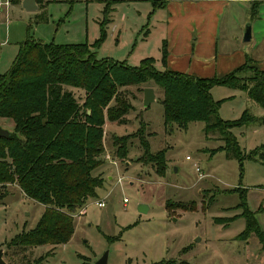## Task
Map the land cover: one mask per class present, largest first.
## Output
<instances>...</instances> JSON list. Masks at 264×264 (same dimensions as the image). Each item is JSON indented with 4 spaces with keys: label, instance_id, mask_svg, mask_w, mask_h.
I'll list each match as a JSON object with an SVG mask.
<instances>
[{
    "label": "rangeland",
    "instance_id": "obj_1",
    "mask_svg": "<svg viewBox=\"0 0 264 264\" xmlns=\"http://www.w3.org/2000/svg\"><path fill=\"white\" fill-rule=\"evenodd\" d=\"M22 1L12 0L8 18L0 16V76L9 71L28 38L92 44L100 37V25L108 20L107 38L96 49L99 58L126 60L135 66L154 57L158 66L163 46L170 55L167 38L178 37L177 30L169 31L168 17L171 21L173 16L185 14L183 7L197 0H156L165 7L154 13V6H159L153 0H42L35 11L25 9ZM253 1L248 0L246 12L247 6L239 3L224 9L219 38L222 44L232 39L240 49L263 57L264 44L255 48L253 30L254 39L244 40L250 19L259 18H251ZM107 3L114 10L103 15ZM251 25L253 28V22ZM193 31L195 46L191 51L196 58L199 44L194 37L198 34ZM246 61L247 57L243 63ZM209 65L196 66L209 68V77L228 70L224 62ZM159 68L163 69L162 65ZM149 84L155 88L156 100L148 107L143 101L144 85L119 89L118 97L132 105L125 123L110 121L108 107L103 109L104 162L93 172L103 178V186L98 197L72 214L75 231L67 243L28 247L25 252L10 247L16 235L37 225L45 206L27 197L17 183L0 186V249L6 264H27L41 256H45L42 264H95L107 251V264H264L259 238L240 235L246 229V219L241 215L243 208L237 207L244 192L248 208L258 211L256 217L264 230V159L229 158L222 149L220 133L206 134L201 121L190 123L187 129L177 125L166 128L163 90L154 82ZM67 89L84 104L87 93L83 88ZM211 93L221 100L223 119H239L246 110L260 119L232 131L243 153L258 147L264 153V107L246 92L225 85H215ZM115 105L113 99L109 107ZM82 112L92 113L87 107ZM80 120L85 122L84 117ZM0 125L14 131L12 119L0 117ZM140 139L148 142L152 153L165 151V173L158 172L160 164L144 158ZM117 146H127L124 157L117 154ZM98 201H105L106 206L99 207ZM141 203L147 206L145 212L139 210Z\"/></svg>",
    "mask_w": 264,
    "mask_h": 264
},
{
    "label": "trees",
    "instance_id": "obj_2",
    "mask_svg": "<svg viewBox=\"0 0 264 264\" xmlns=\"http://www.w3.org/2000/svg\"><path fill=\"white\" fill-rule=\"evenodd\" d=\"M37 2L41 5L42 0ZM153 3L158 5L156 0ZM109 6L107 3L103 15L114 10ZM158 6L151 13L165 7ZM259 6V0H254L251 18L259 15ZM106 24L100 25V37L92 44H55L28 38L21 44L9 71L0 76V117L14 122L10 137L0 138V186L17 183L27 197L45 206L37 225L9 242L10 247L22 252L28 247L67 243L75 231L72 214L98 197L104 181L93 172L104 162L103 109L108 107L110 121L122 124L132 108L127 100L118 97L122 86L144 85V92L145 87H154L149 84L154 82L163 90L166 128L177 125L187 129L190 123L201 121L206 134L220 133L222 149L229 158L264 159L259 147L243 153L232 131L260 119L248 110L239 119H223L221 100L214 99L211 93L215 85H225L246 92L264 107V69L255 59L247 56V61L232 71L206 77L170 68L166 46L161 58L163 69L156 65L154 57H146L135 66L126 60L99 58L96 49L107 38ZM70 86L86 91L84 104L67 89ZM113 99L116 105L109 107ZM83 107L92 113L84 114ZM82 117L85 122L80 120ZM142 145L144 158L160 164L158 172L165 173V151L152 153L147 141ZM117 147V154L124 157L127 146ZM241 193L237 207L243 208L246 229L240 235L244 239L256 235L264 250V230L256 217L258 211L248 208L246 194ZM44 259L41 256L27 264H42Z\"/></svg>",
    "mask_w": 264,
    "mask_h": 264
},
{
    "label": "crops",
    "instance_id": "obj_3",
    "mask_svg": "<svg viewBox=\"0 0 264 264\" xmlns=\"http://www.w3.org/2000/svg\"><path fill=\"white\" fill-rule=\"evenodd\" d=\"M243 1L247 3H243ZM183 3L185 5L187 4L185 2ZM236 3L247 6L248 0H197L190 3V6L188 8L186 7V9L181 5L186 11H183L185 14L173 16L171 21L168 17L167 23H169V31L172 33L170 29L177 30L178 33V37L171 35L170 38H167L170 49L168 66L172 69L193 75L209 77L211 75L210 69L206 68L205 70L204 67L210 66V63H227L228 70L219 74L222 75L242 64L247 56H251L264 69V56L257 57L251 51L240 49L239 45L232 41V39L228 42L224 41L223 44L220 42V15L224 12V9ZM246 11H248V6L246 7ZM247 20L245 18L244 22L246 23ZM250 22H253L252 30L255 37H257V40L254 42L256 44L255 48H258L264 44V0L260 4L259 18L254 20L250 19ZM194 29L198 34L194 39L199 44L197 45L196 52L198 54L196 58L194 57L195 51H191L195 46V44H192ZM239 34L241 36L242 33ZM252 39H254L253 35ZM223 46L225 47L224 49ZM180 48H182V52L179 53L178 50ZM160 65L161 62L158 61V66L160 67ZM196 65H202L204 67Z\"/></svg>",
    "mask_w": 264,
    "mask_h": 264
},
{
    "label": "water",
    "instance_id": "obj_4",
    "mask_svg": "<svg viewBox=\"0 0 264 264\" xmlns=\"http://www.w3.org/2000/svg\"><path fill=\"white\" fill-rule=\"evenodd\" d=\"M22 3H23L24 8L29 11H35L39 8L37 0H23ZM251 39H252V25L250 22V24L248 25L246 29L244 40L250 41ZM155 100H156V93H155L154 88L145 87L144 88V99H143L144 105L148 107ZM10 135H11V131L0 125V138H8L10 137ZM146 208L147 206L143 203L139 205V210L142 212H145ZM107 262H108V251L105 252L104 255L101 258H99L95 264H107ZM0 264H6V262L3 259L2 249H0Z\"/></svg>",
    "mask_w": 264,
    "mask_h": 264
},
{
    "label": "built area",
    "instance_id": "obj_5",
    "mask_svg": "<svg viewBox=\"0 0 264 264\" xmlns=\"http://www.w3.org/2000/svg\"><path fill=\"white\" fill-rule=\"evenodd\" d=\"M12 5V0H0V16L5 15L6 18H8V12ZM189 157V156H188ZM123 178L119 179V182H122ZM129 202L128 198L124 199V203L127 204ZM99 207H105L106 202L105 201H98Z\"/></svg>",
    "mask_w": 264,
    "mask_h": 264
}]
</instances>
